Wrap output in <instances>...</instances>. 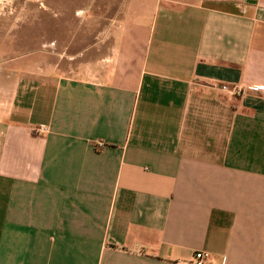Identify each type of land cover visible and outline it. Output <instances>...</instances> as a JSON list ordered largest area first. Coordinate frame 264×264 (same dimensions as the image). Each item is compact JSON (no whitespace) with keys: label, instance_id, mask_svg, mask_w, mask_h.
<instances>
[{"label":"crops","instance_id":"0c3cea01","mask_svg":"<svg viewBox=\"0 0 264 264\" xmlns=\"http://www.w3.org/2000/svg\"><path fill=\"white\" fill-rule=\"evenodd\" d=\"M119 10L0 61V264H264V0Z\"/></svg>","mask_w":264,"mask_h":264},{"label":"rangeland","instance_id":"374dc122","mask_svg":"<svg viewBox=\"0 0 264 264\" xmlns=\"http://www.w3.org/2000/svg\"><path fill=\"white\" fill-rule=\"evenodd\" d=\"M122 3L123 0H0V61L13 57L7 66L31 64L32 52L42 51L55 40L57 51L64 56L93 45L97 35L116 21Z\"/></svg>","mask_w":264,"mask_h":264},{"label":"built area","instance_id":"2783aa9c","mask_svg":"<svg viewBox=\"0 0 264 264\" xmlns=\"http://www.w3.org/2000/svg\"><path fill=\"white\" fill-rule=\"evenodd\" d=\"M222 88L226 90L227 92L231 94H242L244 92V89L240 85H234V86H229L228 84H223ZM249 89L252 90H261L262 86L257 85V84H252L248 86ZM35 132H43L47 130V127L44 125H39L34 127L33 129ZM193 264H215V258L213 254L204 249L196 250L193 254Z\"/></svg>","mask_w":264,"mask_h":264}]
</instances>
